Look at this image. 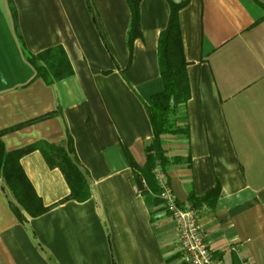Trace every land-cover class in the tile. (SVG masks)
Instances as JSON below:
<instances>
[{
	"label": "crops",
	"instance_id": "crops-1",
	"mask_svg": "<svg viewBox=\"0 0 264 264\" xmlns=\"http://www.w3.org/2000/svg\"><path fill=\"white\" fill-rule=\"evenodd\" d=\"M11 1L17 29L0 0V137L6 152L38 146L20 165L49 209L22 225L0 180V264H184L171 218L151 214L123 153L145 164L152 130L144 104L162 91L157 45L169 0H138L130 60L126 0ZM170 1H186L177 20L188 139L162 145L189 154L190 167H172L166 182L190 207V196L219 188L212 208L192 207L210 254L219 264H264V0ZM54 47L73 74L47 84L25 52ZM68 135L89 187L84 202L69 198L43 156Z\"/></svg>",
	"mask_w": 264,
	"mask_h": 264
},
{
	"label": "trees",
	"instance_id": "trees-1",
	"mask_svg": "<svg viewBox=\"0 0 264 264\" xmlns=\"http://www.w3.org/2000/svg\"><path fill=\"white\" fill-rule=\"evenodd\" d=\"M8 1L14 21L13 25L17 29L14 6L11 0ZM126 2L131 13L126 34V48H128L130 60L133 43L140 36L139 6L138 0H126ZM168 3L167 26L160 32L157 45L158 73H160L162 91L158 95H153L149 98L148 103L144 104L145 113L152 130V137L144 147L145 164L142 167L135 165L129 154L123 151L127 165L133 171L132 179L136 188L135 191L147 200L146 204L151 209V214L153 208H157V212L165 211L167 213L158 198L160 188L155 178V169L158 168L160 172H163L167 181L168 171L172 167H190L189 154L185 157L170 155L162 145V141L167 137L188 139V126L185 123L186 112L184 109H186L190 96L187 73L185 72L187 62L183 59L179 20H177L178 13L186 5V1L176 3L169 0ZM88 8H91L90 4ZM20 42L23 45L21 39ZM25 57L35 72L34 78H41L47 84H56L70 78L73 74L66 54L61 47L47 49L36 55L25 52ZM71 140L68 135L63 144L42 148L44 150L43 156L47 163L61 171L70 191L69 198L77 202H84L89 198V187L84 174L78 168L79 164L74 155V145ZM36 148L38 146L27 147L16 152H6L0 137V180L10 197L9 209L22 225H26L29 218L39 217L49 209L43 207L41 200L35 195L33 187L21 170L20 159L22 155ZM39 148L41 147L39 146ZM218 195L219 188L214 187L200 197L190 196L188 202L193 208H197L200 204L212 208Z\"/></svg>",
	"mask_w": 264,
	"mask_h": 264
},
{
	"label": "built area",
	"instance_id": "built-area-1",
	"mask_svg": "<svg viewBox=\"0 0 264 264\" xmlns=\"http://www.w3.org/2000/svg\"><path fill=\"white\" fill-rule=\"evenodd\" d=\"M156 180L160 188L158 198L174 224L181 258L184 264H219L207 248L206 234L199 229L197 211L188 205H179L169 190L166 177L158 168ZM245 264V263H242Z\"/></svg>",
	"mask_w": 264,
	"mask_h": 264
}]
</instances>
